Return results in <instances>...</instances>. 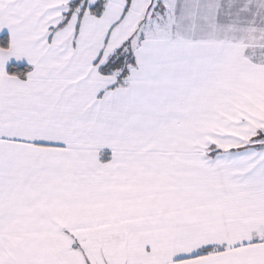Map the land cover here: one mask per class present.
Listing matches in <instances>:
<instances>
[{
  "label": "snow or ice",
  "instance_id": "snow-or-ice-1",
  "mask_svg": "<svg viewBox=\"0 0 264 264\" xmlns=\"http://www.w3.org/2000/svg\"><path fill=\"white\" fill-rule=\"evenodd\" d=\"M0 264H264V0H0Z\"/></svg>",
  "mask_w": 264,
  "mask_h": 264
}]
</instances>
